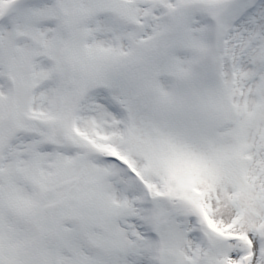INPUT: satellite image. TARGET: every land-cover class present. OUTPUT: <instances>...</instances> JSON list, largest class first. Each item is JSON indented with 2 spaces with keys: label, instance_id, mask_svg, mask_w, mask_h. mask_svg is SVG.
<instances>
[{
  "label": "snow or ice",
  "instance_id": "1",
  "mask_svg": "<svg viewBox=\"0 0 264 264\" xmlns=\"http://www.w3.org/2000/svg\"><path fill=\"white\" fill-rule=\"evenodd\" d=\"M0 264H264V0H0Z\"/></svg>",
  "mask_w": 264,
  "mask_h": 264
}]
</instances>
